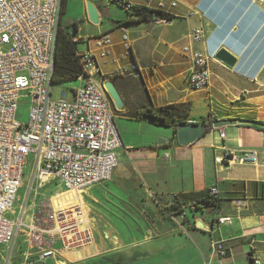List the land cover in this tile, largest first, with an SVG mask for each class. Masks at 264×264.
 Masks as SVG:
<instances>
[{
	"label": "crops",
	"instance_id": "0c3cea01",
	"mask_svg": "<svg viewBox=\"0 0 264 264\" xmlns=\"http://www.w3.org/2000/svg\"><path fill=\"white\" fill-rule=\"evenodd\" d=\"M87 1L99 9L101 23L96 26L95 36L83 38L88 41L84 52L93 48L96 37L108 34L113 40L114 56L120 55L123 52L120 25L129 22L124 27L133 57L123 63L137 64L141 78L112 79L125 103L124 111L115 112L116 116L144 128V124L152 123L147 119L131 120L130 115L146 110L157 114L162 108L182 105L187 108L186 124L208 125L219 120H236L237 124L213 129L188 148L180 147L174 140L162 146L136 143L125 147L123 143L124 150L117 151L118 159L120 152L123 154L122 159L110 182L115 189L134 198L142 209L143 231L128 228L127 236L121 230L108 233L105 225L100 226L101 218L99 227L95 225L91 245L64 251L57 242L55 249L59 255L47 262L249 264L248 255L252 253L264 264V126L261 125L264 124V3L177 0L172 22L155 25L151 20L137 23L127 13L126 17L112 15L104 0H83L82 19L88 22ZM127 1L133 6L144 5V0ZM195 28L203 29L204 39L200 43L189 38ZM77 35L82 38L79 28ZM180 43L182 46L178 47ZM185 47L215 54L226 49L238 58V64L231 68L216 58L211 60L208 88L192 90L187 84L192 64L183 53ZM109 61L103 69L107 76L115 68ZM171 129L174 133L175 128ZM222 131L224 139L220 137ZM244 152H256L258 163L216 161L226 154L239 156ZM52 182L50 188L56 185V181ZM213 188L219 191L216 208L177 217H170L163 209L174 195L189 198L208 194ZM90 197L88 193L86 198ZM228 217L232 218V224L217 228V221ZM213 239L223 241L229 250L228 257L219 259L211 254ZM26 249L20 248L21 262Z\"/></svg>",
	"mask_w": 264,
	"mask_h": 264
},
{
	"label": "built area",
	"instance_id": "2783aa9c",
	"mask_svg": "<svg viewBox=\"0 0 264 264\" xmlns=\"http://www.w3.org/2000/svg\"><path fill=\"white\" fill-rule=\"evenodd\" d=\"M114 4L125 10L133 7L127 0H114ZM142 6L173 16L178 1L144 0ZM61 7L62 0H0V248L10 246L6 264L12 261L18 234L26 237L28 247L23 264H40L57 257V242L64 251L80 250L93 243V219L89 217V224L83 225L78 221V206H62L61 201L57 204L55 200L83 195L95 185L111 180L119 166L117 151L123 142L104 83L109 79L141 78L140 69L132 70L131 62L123 63L131 60L133 53L127 28L121 26L123 52L114 56L110 35L96 37L88 55L78 56L81 73L75 79L79 87L73 90V100L67 101L65 94L61 100H53L54 84L48 79V69L54 68V64H49V37L50 28L60 24ZM152 22L167 25L172 21L154 16ZM189 38L195 43L202 42L203 29H193ZM71 41L88 43L78 36ZM183 53L192 64L187 75L189 88L193 90V84H201V91L207 89L208 64L216 54L193 51L190 47H185ZM108 61L115 68L107 76L103 69ZM23 95L30 100L27 123L17 120L19 99ZM174 128L176 131L179 126ZM220 137L225 138L223 131ZM30 155L34 157V177L17 222L8 215L14 214ZM216 161L256 165L258 155L256 152L226 154ZM52 181H56L55 188L43 192L39 199L40 187L49 186ZM32 191L33 211L25 222ZM209 195L219 199L218 189H211ZM175 197H170V203ZM193 206L188 203L183 215L191 212ZM231 224L232 218H220L217 228ZM210 251L219 259L229 256L223 241L211 240ZM253 264H262L260 257L253 255Z\"/></svg>",
	"mask_w": 264,
	"mask_h": 264
},
{
	"label": "rangeland",
	"instance_id": "374dc122",
	"mask_svg": "<svg viewBox=\"0 0 264 264\" xmlns=\"http://www.w3.org/2000/svg\"><path fill=\"white\" fill-rule=\"evenodd\" d=\"M112 0H104V5L109 7L111 10L112 15H117L120 17H126V10L116 6L115 4L111 3ZM82 5L83 0H67V10L62 16L61 26L63 29L71 31V26L75 22L79 28V35L84 38L86 35L89 37L95 36L96 26L89 23L88 21L82 19ZM71 24V25H70ZM178 47L182 46L180 43L177 45ZM78 51L84 52L87 49V45L82 43L78 45ZM79 87V82L76 80L72 81H65L62 83L55 84L53 86V100L58 101L61 100L65 94V99L67 101L73 100V90ZM29 110H30V100L25 95L21 96L19 99L18 109H17V120L21 123H27L29 120ZM116 112V111H115ZM114 123L118 129V132L121 136L122 142L124 146H131V144L136 143H150L158 145L160 140L162 139H173L174 133L172 132L171 128H164L155 126L153 124H144V128H141V124H137L135 122H127L123 120L119 115L114 117ZM176 142V140H174ZM177 144V142H176ZM123 149V148H122ZM121 149V150H122ZM124 150V149H123ZM123 154L120 152L119 159L121 160V156ZM34 157L30 155V157L26 161L25 165V182L23 189L20 193V197L18 202L14 208V214L8 215V217L12 220L18 222L20 220L24 208H25V201L28 196V192L30 186L33 182L34 177ZM107 183H112L109 181ZM54 184H52L53 186ZM104 185V184H103ZM103 185H95L91 188L88 192L86 191L83 196L90 194V199L86 198L84 200L82 195H73V196H64L63 198L60 197L59 199L55 200V203L59 204V201L62 202V206L67 207H74L70 206L71 204L78 206L77 212L78 214V221L79 223H84L83 225H88L90 222V218L93 219V232L96 227H99V220L102 218L101 225H105V229L109 231L119 232L120 230L123 231V235L127 236V229L139 230L143 231V224L144 218L141 217L142 209L137 205L135 199L131 196L123 193L119 189H115L112 185L115 192L108 191L103 187ZM58 187V186H56ZM55 188V187H54ZM52 188L50 186H41L39 189V195L42 199V193L51 191ZM34 191H32L29 197H34ZM96 201V202H95ZM32 205L33 201L27 203L25 218L24 221L27 222L29 216L32 214ZM90 217V218H89ZM97 220V221H95ZM99 229V228H98ZM101 232V231H99ZM116 234V233H115ZM118 234V233H117ZM130 234V233H128ZM142 239V237H138ZM26 237L23 234H18L15 245L12 250L11 264H23V261H20V248L27 247L25 243ZM126 240V239H124ZM28 248V247H27ZM10 253V246H2L0 248V264H6V260ZM174 257L176 256L175 254ZM164 256V255H162ZM155 261H158L157 259ZM47 262V261H46ZM46 264H52L51 261H48Z\"/></svg>",
	"mask_w": 264,
	"mask_h": 264
},
{
	"label": "trees",
	"instance_id": "16d2710c",
	"mask_svg": "<svg viewBox=\"0 0 264 264\" xmlns=\"http://www.w3.org/2000/svg\"><path fill=\"white\" fill-rule=\"evenodd\" d=\"M67 0H62L61 7V18L66 10ZM126 13L137 19V23L142 21H152L155 16V11L147 9L143 6H133L130 10H126ZM160 18L167 19L172 21L175 17L172 15H167L161 13ZM129 22H124L120 26H126ZM78 27L76 24L71 26V31L63 29L60 26L58 29L56 49H55V61H54V71L52 76L53 84L62 83L65 81L75 80L81 73V66L79 63L78 56H82V53L78 51V45L74 44L71 41L72 37H77ZM82 44V43H80ZM187 108L182 105H173L169 107L162 108L158 111L157 114L150 110H146L139 114L130 115L131 120H149L153 125L164 127V128H174L175 126H182L186 124L187 118ZM264 126V124H261ZM213 130L212 123L208 124L207 133H210ZM206 133V134H207ZM176 134V131L174 132ZM169 147V146H166ZM22 191V189H21ZM20 191V193H21ZM220 200H214L209 193L208 194H199L192 197H178L176 196L174 201L166 203L163 207L164 211L170 217L182 216L186 212V205L188 203L194 204L192 212H201L209 208H216L219 206Z\"/></svg>",
	"mask_w": 264,
	"mask_h": 264
},
{
	"label": "water",
	"instance_id": "95a60500",
	"mask_svg": "<svg viewBox=\"0 0 264 264\" xmlns=\"http://www.w3.org/2000/svg\"><path fill=\"white\" fill-rule=\"evenodd\" d=\"M86 8H87V15L89 22L95 26L100 25L101 16L97 6L94 3L87 1ZM155 17L160 18L161 14L156 12ZM215 58L216 60L224 63L225 65L231 68L236 67L238 64V58L233 53H231L226 49H221L220 51H218L216 53ZM104 86L106 88L108 97L114 106L115 111L116 112L124 111L125 103L114 81L112 79H109L104 83ZM236 124H237L236 120H219V121H214L212 123V127L214 130H220L227 127L235 126ZM207 128L208 125L204 123L203 124L189 123L179 126V128L176 130V134H174L173 139L171 140L162 139L158 143V146L170 144L173 142V140H176L177 144L180 147L183 148L191 147L206 135ZM103 187L108 191L115 192V190L113 189L110 183H105ZM248 258H249V264H253L252 253H249Z\"/></svg>",
	"mask_w": 264,
	"mask_h": 264
},
{
	"label": "bare ground",
	"instance_id": "6f19581e",
	"mask_svg": "<svg viewBox=\"0 0 264 264\" xmlns=\"http://www.w3.org/2000/svg\"><path fill=\"white\" fill-rule=\"evenodd\" d=\"M112 2L114 3V0H112ZM59 26H60V24H54L52 26V28H50L49 64H54V61H55V49H56V41H57V35H58ZM86 55H88V51L82 53V56H86ZM131 68H132V70H139V67H138L137 64H132ZM53 71H54V68H49L48 69V79H52ZM193 89H195V90L201 89V84H193Z\"/></svg>",
	"mask_w": 264,
	"mask_h": 264
}]
</instances>
